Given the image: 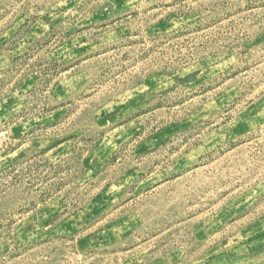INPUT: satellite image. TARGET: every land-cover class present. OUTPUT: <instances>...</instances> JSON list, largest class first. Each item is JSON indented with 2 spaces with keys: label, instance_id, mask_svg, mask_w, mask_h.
<instances>
[{
  "label": "rangeland",
  "instance_id": "374dc122",
  "mask_svg": "<svg viewBox=\"0 0 264 264\" xmlns=\"http://www.w3.org/2000/svg\"><path fill=\"white\" fill-rule=\"evenodd\" d=\"M0 264H264V0H0Z\"/></svg>",
  "mask_w": 264,
  "mask_h": 264
}]
</instances>
